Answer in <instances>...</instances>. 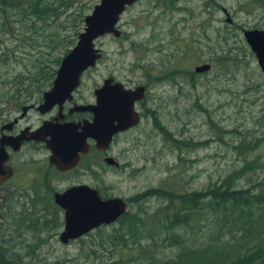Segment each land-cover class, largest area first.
I'll use <instances>...</instances> for the list:
<instances>
[{
    "label": "rangeland",
    "instance_id": "374dc122",
    "mask_svg": "<svg viewBox=\"0 0 264 264\" xmlns=\"http://www.w3.org/2000/svg\"><path fill=\"white\" fill-rule=\"evenodd\" d=\"M65 2L69 7L55 19L0 25V51L16 50L14 58H7L13 63L8 72L0 66V81H45L37 72L53 66L75 41L72 13L78 11L82 19L98 0ZM223 9L230 13L232 24L224 21ZM240 27L264 31V0H136L120 15L118 37L95 40L101 55L85 73L83 91L111 75L125 87L145 85V101L152 110L113 146V152L127 149L118 161L129 163L106 176L115 195L128 198L155 186L174 192L199 190L227 173H238L235 184L242 187L257 183V188L264 181V76ZM81 28L82 21L77 32ZM228 33L224 42L221 36ZM202 63H208L209 69L193 72ZM168 133L184 144L174 149ZM195 142L200 144L192 147ZM240 144L244 147L236 148ZM161 203L157 197L141 202L139 221L145 226L134 237L124 235L123 244L111 247L107 239L115 230H125L123 225L106 227L71 246L57 243V260L60 264L113 260L154 264L155 259L160 264L176 258L178 246L172 240L160 236L155 244L149 239L137 242L143 235L148 238L146 226L156 227L159 217L153 212Z\"/></svg>",
    "mask_w": 264,
    "mask_h": 264
},
{
    "label": "flooded vegetation",
    "instance_id": "af4514ba",
    "mask_svg": "<svg viewBox=\"0 0 264 264\" xmlns=\"http://www.w3.org/2000/svg\"><path fill=\"white\" fill-rule=\"evenodd\" d=\"M39 3L40 0H0V25L41 22L38 13L31 11L32 6H39ZM222 11L224 16L227 13L229 19L225 20V16L224 21L232 24L230 13L224 9ZM15 51H0L2 71L8 72V67L13 65L7 58H14ZM67 51L63 50L53 66L37 72L39 77L44 78L43 82L0 81V264H60L55 253L57 243L67 247L82 242L92 232L102 231L106 227L113 229L123 225L125 229L133 222L132 219L128 220L129 215L133 218L143 213L128 210L127 207L133 203L128 201L131 196L115 195L109 189L110 182L105 179L107 175L129 165L127 161H118L127 149L113 152V146L134 131L142 119L151 116L152 110L145 101L146 86L136 84L125 87L122 84L124 88L132 90L141 86L142 90L135 94V97L140 95L139 98L130 100V105L129 98H126L120 103L121 106L101 108V117H104V111L110 116L118 112L124 129L112 133L106 146L97 147L96 139L84 134L93 114L82 107L95 104L94 90L111 75L102 77L100 83L93 84L85 93L82 79L89 70L87 68L81 73L70 98H65L59 104L54 103L43 111L39 108L43 101L42 93L50 88L60 59ZM134 114L138 120L132 124ZM115 123L116 120H113L111 127ZM70 141H73L72 145L67 147ZM79 186L94 189L101 200L118 197L124 202L125 209L107 223L102 222L76 237L60 240L65 224L64 209L54 199L69 188ZM77 198L82 200L81 196ZM114 232L107 236L108 246L111 247L114 243L110 240H118L114 234L121 231Z\"/></svg>",
    "mask_w": 264,
    "mask_h": 264
},
{
    "label": "trees",
    "instance_id": "16d2710c",
    "mask_svg": "<svg viewBox=\"0 0 264 264\" xmlns=\"http://www.w3.org/2000/svg\"><path fill=\"white\" fill-rule=\"evenodd\" d=\"M68 7L65 0H40L39 6H32L31 11L38 13L41 19L51 16L55 19ZM81 16L78 11L72 13L73 35L78 33L76 27L82 21ZM229 36V33L228 36L223 34L221 39L226 42ZM189 75L192 78L194 74ZM157 129L166 132L160 126ZM167 139L174 149L184 144L183 140L172 138L169 133ZM197 143L190 145L194 147ZM243 147V144L236 146ZM237 176L238 173H227L217 183L199 190L174 192L155 186L131 196L128 201L133 202L132 209L139 211L143 209L141 202L150 197L162 201L153 212L155 217H159L156 227L150 224L149 229L146 226L144 230H149L148 238H141L143 235L137 238V242L149 239L155 244V239L160 236L163 240H172L178 246V255L160 264H264V181L258 183L257 188V183L242 187L235 184ZM131 217L129 215L128 220L133 222L120 234H114L118 240H110L115 246L123 244L124 235L134 237L137 230H142L139 227L145 226L139 221V216ZM138 222L140 224L137 225ZM94 253L89 251V255L93 254L98 259ZM145 253L148 254L147 251ZM151 259L149 257V261ZM152 260L156 264L157 261ZM109 264L127 262L113 260Z\"/></svg>",
    "mask_w": 264,
    "mask_h": 264
},
{
    "label": "water",
    "instance_id": "95a60500",
    "mask_svg": "<svg viewBox=\"0 0 264 264\" xmlns=\"http://www.w3.org/2000/svg\"><path fill=\"white\" fill-rule=\"evenodd\" d=\"M134 2L135 0H98L91 7L90 12L83 15L81 30L76 34L73 45L61 57L50 88L42 93L43 101L39 105L41 111L54 103L59 104L65 98L71 97L70 93L78 85L81 73L87 68L93 67L101 55L100 49L95 46V40L104 35L118 37L120 30L117 28V24L120 15L126 7L131 6ZM225 16V20L228 21L227 13ZM241 32L264 76V31L255 28L242 29ZM208 69L209 64L202 63L195 65L193 72H205ZM112 81V77L104 78L102 86L94 90L95 104L82 107L88 108L93 114L92 122L85 127L84 134L94 137L97 147L106 146L112 133L124 129L118 112L116 115L110 116V113L104 111L105 115L101 117V108H116L126 98H129L128 105H130V100L139 98L140 95L135 97V94L142 90L141 86H137L133 90L126 89L121 82L116 80L110 85ZM113 120H116V123L111 127ZM137 120V115L134 114L131 123L134 124ZM72 142H68L67 147H70ZM107 160L110 161V159ZM80 196L82 200L77 198ZM54 200L64 209L65 224L64 230L59 236L60 240L76 237L102 222L107 223L125 209L124 202L120 198L111 197L101 200L94 189L86 186L71 187L55 197Z\"/></svg>",
    "mask_w": 264,
    "mask_h": 264
}]
</instances>
